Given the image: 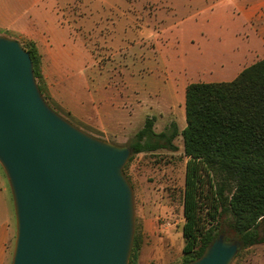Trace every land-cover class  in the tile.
Masks as SVG:
<instances>
[{
	"label": "rangeland",
	"instance_id": "rangeland-1",
	"mask_svg": "<svg viewBox=\"0 0 264 264\" xmlns=\"http://www.w3.org/2000/svg\"><path fill=\"white\" fill-rule=\"evenodd\" d=\"M202 9L201 3L174 0L38 2L30 26L49 37L50 79L60 94L55 102L44 100L83 132L118 146L128 147L146 118H154L156 133L171 123L183 130L187 84L230 82L250 64L234 66L239 62L233 57L243 49L248 27L238 26L236 17H218L217 10ZM53 17L64 32L54 27ZM0 36L13 39L8 33ZM18 42L28 47L29 42ZM120 102L122 122L128 114L130 123L115 130L99 129L111 119L102 121V107ZM174 145L176 151L133 156L125 170L133 187L134 236L139 244L132 264L184 263L182 195L187 158L181 136ZM2 186L8 188L0 167ZM13 243L14 238L10 256ZM231 264H264V244L242 250Z\"/></svg>",
	"mask_w": 264,
	"mask_h": 264
},
{
	"label": "water",
	"instance_id": "water-1",
	"mask_svg": "<svg viewBox=\"0 0 264 264\" xmlns=\"http://www.w3.org/2000/svg\"><path fill=\"white\" fill-rule=\"evenodd\" d=\"M130 155L55 112L29 53L0 36V167L15 220L10 264H129L135 208L123 169ZM239 250L220 235L187 264H231Z\"/></svg>",
	"mask_w": 264,
	"mask_h": 264
},
{
	"label": "trees",
	"instance_id": "trees-1",
	"mask_svg": "<svg viewBox=\"0 0 264 264\" xmlns=\"http://www.w3.org/2000/svg\"><path fill=\"white\" fill-rule=\"evenodd\" d=\"M23 47L31 58L40 92L49 102L41 55L34 43ZM184 119L183 130L171 123L166 131L156 133L154 118H146L128 146L131 155L123 169L125 177L129 181L125 170L133 156L176 151L174 140L181 136L187 158L182 195L183 264L200 257L220 235L240 244L235 258L244 249L263 245L264 58L230 82L187 84ZM137 240L134 236L129 264L136 259Z\"/></svg>",
	"mask_w": 264,
	"mask_h": 264
},
{
	"label": "crops",
	"instance_id": "crops-1",
	"mask_svg": "<svg viewBox=\"0 0 264 264\" xmlns=\"http://www.w3.org/2000/svg\"><path fill=\"white\" fill-rule=\"evenodd\" d=\"M40 1L42 0H0V33H8L13 37V39L18 41L23 39V41L36 44L38 52L41 55L42 82L46 93L50 98V101L55 102L54 100L57 97H60V94L56 92L55 88L53 89V85L56 83L54 84L50 79L48 66L52 64V62L48 61L50 55L46 52L48 51V48H50L49 37L45 33L38 34L32 29L33 25L30 26L31 22H33L35 19V4ZM174 1H185V3H201V6H203V9L200 10L201 12L212 13L217 10L216 12L218 17H220L222 14L225 17H236V19H238L236 22L238 26L243 25L248 27L249 35H247L245 38L246 43L243 49H241L240 53L233 56L237 57L239 62L234 66L241 67V65H246L247 63H250V66L251 64L258 61L256 60L258 57L264 56V0ZM46 11L49 12V9H46ZM53 12L55 11L52 8L50 13L54 15ZM196 12L197 10L192 11L191 15H195L194 13ZM214 16H216V13H214ZM52 20L54 21L55 28L62 30V32L65 31L62 23L58 21L56 17H53ZM245 61L249 62L246 63ZM242 70H240V72ZM121 108V102L117 105L111 104L105 108L102 107V111L99 112L102 121L104 122V119H107V117H110L111 119L110 122L106 124V126L102 125V127L99 129L105 128L107 130H115L119 124L130 123L131 119L130 115L128 114H126L127 118H124L122 122ZM65 111L67 113V110ZM113 113L114 116H112ZM8 188L6 189V187L3 186L0 187V264H10L11 256L9 245L15 236V220L14 228L12 222V214L14 215V210L12 207L13 203L11 194L9 192L10 190Z\"/></svg>",
	"mask_w": 264,
	"mask_h": 264
}]
</instances>
